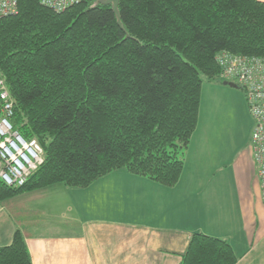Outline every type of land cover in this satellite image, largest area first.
Masks as SVG:
<instances>
[{"label": "trees", "instance_id": "16d2710c", "mask_svg": "<svg viewBox=\"0 0 264 264\" xmlns=\"http://www.w3.org/2000/svg\"><path fill=\"white\" fill-rule=\"evenodd\" d=\"M81 0L57 12L19 0L0 15V79L13 126L43 147L23 186L0 179V201L63 183L88 187L126 168L178 183L199 122L203 76L221 78L217 52L264 56V1ZM223 238L194 233L181 264H236ZM0 264H33L18 229Z\"/></svg>", "mask_w": 264, "mask_h": 264}, {"label": "crops", "instance_id": "0c3cea01", "mask_svg": "<svg viewBox=\"0 0 264 264\" xmlns=\"http://www.w3.org/2000/svg\"><path fill=\"white\" fill-rule=\"evenodd\" d=\"M188 149L174 186L118 169L86 190H73L89 191L92 197L79 207L92 202L97 211L78 221L39 217L44 212L36 204L10 209L6 203L13 200L0 201V245L10 244L20 229L33 264H181L193 234L204 233L226 239L236 264H264V203L254 159L255 168L249 157L234 164L228 179L205 157H190ZM69 191L57 184L17 197L42 202ZM64 203L70 207V199Z\"/></svg>", "mask_w": 264, "mask_h": 264}, {"label": "rangeland", "instance_id": "374dc122", "mask_svg": "<svg viewBox=\"0 0 264 264\" xmlns=\"http://www.w3.org/2000/svg\"><path fill=\"white\" fill-rule=\"evenodd\" d=\"M224 81L228 80L218 78L210 81L203 76L199 122L191 139L187 154L192 158L205 157L207 159L206 162H208L207 165L211 164L212 169H216L220 173V176L223 175L224 178L231 179L234 164L237 162L246 161L249 157L252 166L254 164L251 135L255 126V119L250 112L246 93L242 87L238 84L231 86L225 84ZM226 164L228 167H226ZM253 168H255V165ZM123 169L124 171H128L126 168ZM118 181L120 180L116 182ZM55 184L71 191L66 194L57 192L48 196L42 202H30L26 201L25 198L17 197L27 193L24 192L9 198L13 201L6 204H9L10 209H15L19 204H26V206L29 205L31 209H34L33 205L36 204V208L44 212L39 215L42 218L47 215L61 219L66 217L70 220L75 218L78 221L97 213L92 202H89V206L85 208L79 207V203H82L84 200L87 201L88 197H92V195L85 193L89 191H83V195L79 193L72 195L73 190H83L85 187H67L63 183ZM55 184L52 185L56 186ZM229 185L235 186L234 181L232 184L228 183ZM47 188L49 186L31 190V192ZM52 188L54 187H50V189ZM64 199H70L69 208L64 203Z\"/></svg>", "mask_w": 264, "mask_h": 264}, {"label": "built area", "instance_id": "2783aa9c", "mask_svg": "<svg viewBox=\"0 0 264 264\" xmlns=\"http://www.w3.org/2000/svg\"><path fill=\"white\" fill-rule=\"evenodd\" d=\"M81 0H41L61 12ZM19 0H0V15L18 11ZM215 60L221 69V79L233 81L246 93L255 126L251 135L253 159L260 181L264 203V56L236 54L220 50ZM14 103L4 81L0 79V179L8 186H23L43 163V147L36 139H26L11 121Z\"/></svg>", "mask_w": 264, "mask_h": 264}, {"label": "water", "instance_id": "95a60500", "mask_svg": "<svg viewBox=\"0 0 264 264\" xmlns=\"http://www.w3.org/2000/svg\"><path fill=\"white\" fill-rule=\"evenodd\" d=\"M103 3L105 4H111L113 11L116 13L118 17V24L122 27V21H121V16L119 12V2L120 0H102ZM225 84H229L231 86H235L236 83L234 82H229V81H224Z\"/></svg>", "mask_w": 264, "mask_h": 264}, {"label": "clouds", "instance_id": "9594fccd", "mask_svg": "<svg viewBox=\"0 0 264 264\" xmlns=\"http://www.w3.org/2000/svg\"><path fill=\"white\" fill-rule=\"evenodd\" d=\"M235 83V82H234ZM237 84V83H236Z\"/></svg>", "mask_w": 264, "mask_h": 264}]
</instances>
